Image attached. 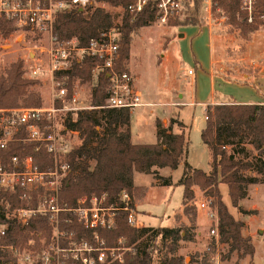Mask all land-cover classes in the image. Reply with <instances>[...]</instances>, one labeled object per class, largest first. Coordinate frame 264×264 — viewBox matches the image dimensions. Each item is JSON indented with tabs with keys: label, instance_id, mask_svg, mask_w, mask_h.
Listing matches in <instances>:
<instances>
[{
	"label": "trees",
	"instance_id": "obj_1",
	"mask_svg": "<svg viewBox=\"0 0 264 264\" xmlns=\"http://www.w3.org/2000/svg\"><path fill=\"white\" fill-rule=\"evenodd\" d=\"M242 0H218L228 17V24L240 30V36L248 40L250 36L264 27V0H256L252 20L249 21L247 11L241 7ZM98 4L106 3L112 7H123L125 13L122 23L116 25L112 13L102 5H89L84 10L80 8L66 9L59 13L56 31L62 38L77 37L81 44H86L91 38H99L109 28H119L120 58L116 68L125 70V61L130 56L131 43L134 34L140 28L155 23L158 13V0H149L143 11L134 15L126 7L131 0H94ZM188 5L195 6L193 15L184 19H170L174 26L202 25L199 6L201 0H187ZM18 28L10 19L0 16V35L8 38ZM231 31V30H230ZM99 63L94 57H86L76 61L72 79L91 83L90 99L94 105H102L108 96V78L105 73L99 74L97 82H93L92 69ZM23 61L12 63L4 74H0V109L19 106H40V97L30 91V86L36 80L24 76ZM207 123L202 130V140L212 151L211 170L205 171L192 166L184 157L188 155L189 139L185 135V125L178 120L171 119L168 126L162 120H156L157 142L134 143L131 131V112L128 109L103 108L99 110L81 111L67 125L79 132L80 143L77 144L69 156L73 173L69 175L61 188V203L75 205L84 195H108V203L113 202L121 191L126 190L132 196L139 189L134 184L136 171L153 174L157 181L164 185H171L170 176L161 175L159 168H178L184 162V170L177 184L183 185V208L185 214L193 212L190 201L195 199V186H198L212 198L211 203L218 207L219 240L229 243L230 252L243 251V254L254 256L255 245L250 236H244L242 229L244 222L236 219L228 210L221 195L220 184L228 185L232 205L240 207V200L248 196V185L264 182V103H221L207 108ZM1 115V113H0ZM180 126V132H173V125ZM245 139L253 151L255 161L240 159L237 154L247 153ZM239 145L240 147H235ZM228 146L232 150L227 149ZM35 144L25 141L11 142L7 149L0 148V160L8 159L12 155L33 154L41 169L51 166V159L45 151L36 153ZM243 169H255L257 174H244ZM8 203V208L0 210V225H5L7 234L3 237L4 244L20 245L28 248H41V239L46 244L51 242L52 226L47 217L31 218L29 225L21 226L11 214L19 206H27L25 200L19 198L18 193L0 191V201ZM244 214H253L256 209H242ZM71 216L62 213V219ZM63 229L74 232L71 238H64L62 246L71 242L88 240L94 244L96 230L87 229L81 223L61 222ZM100 237L106 239L108 246H115L118 239L124 238L126 249L123 257L113 258L108 254L104 262L98 260V253L94 252L93 264H154V248L164 249L160 264H183L184 257L175 254L179 248V241L188 237L183 234L181 227H134L131 226L126 213L119 212L116 226L111 229H98ZM148 234V235H147ZM147 235L146 239H143ZM160 237L161 247L154 244ZM33 241V244L30 242ZM30 243V244H29ZM8 254L0 248V264L9 263ZM68 264H84L80 260L71 259ZM206 263V261H204ZM16 264V263H13ZM88 264V263H87Z\"/></svg>",
	"mask_w": 264,
	"mask_h": 264
},
{
	"label": "built area",
	"instance_id": "obj_2",
	"mask_svg": "<svg viewBox=\"0 0 264 264\" xmlns=\"http://www.w3.org/2000/svg\"><path fill=\"white\" fill-rule=\"evenodd\" d=\"M148 1L131 0L126 9L136 15L143 11ZM93 2L94 0H0V16L12 20L23 31L48 35L46 60L34 65L30 72L34 77L48 76L51 80L49 103L42 106L0 109V148L7 149L14 141L32 142L35 144L36 153L43 150L51 159V166L46 169L40 168L33 154H15L6 161L0 160V191L18 193L19 198L28 203L27 206H19L12 211L11 214L17 222L21 226H27L31 218L43 216L53 226L52 245L57 248L53 255L50 251L44 252L45 264H54L56 257L60 255H72L75 260L84 264H93L94 252L98 253L100 262L106 260L108 253L113 258L121 259L116 250L132 249L120 245L125 239H118L115 246H107L97 230L114 228L120 211L126 213L131 226H140L133 196L126 190L121 191L111 203H108L106 193L81 196L75 205L62 204L60 200L63 183L74 171L69 156L77 145L76 139H80L79 132L68 127V121L86 110L115 108L128 109L132 113L138 107L149 105L142 100V92L136 86L134 75L126 64L125 70L116 68V62L121 55L118 27L109 28L101 37H93L86 44H81L75 36L62 38L58 35L56 22L59 13L74 8L84 10ZM247 6L252 9L253 0H248ZM181 9L183 0H158L156 20L167 23L170 16L179 15ZM86 57L99 60L92 69L94 84L101 73H105L108 78V96L102 105H94L90 95L83 94L80 78H71L76 61ZM192 72L189 70V73ZM201 207L206 208V203L202 202ZM62 213L71 214L63 219L65 223L76 220L85 228L96 230V242L92 244L83 240L62 246V238H71L74 235V232L69 233L62 228ZM208 214L214 220L211 233L219 242L218 212L210 210ZM6 234L5 225H0V240ZM0 248L17 250L19 247L2 244ZM207 250L213 264H218L217 257L212 255V248L209 246ZM25 256L30 259L31 253H26Z\"/></svg>",
	"mask_w": 264,
	"mask_h": 264
},
{
	"label": "rangeland",
	"instance_id": "obj_3",
	"mask_svg": "<svg viewBox=\"0 0 264 264\" xmlns=\"http://www.w3.org/2000/svg\"><path fill=\"white\" fill-rule=\"evenodd\" d=\"M247 1L248 0H242L241 7L243 10L247 11L249 21H251L252 13L255 10L256 0H253L252 9L248 8ZM98 5H102L112 13L116 25L122 23L125 13V9L123 7H112L106 3L98 4L93 2L94 7ZM194 12L195 6L188 5L187 0H183V9H181V13L179 15L176 14L177 16H170L167 23H162L159 20H156L155 23L148 25L152 26L149 27L150 29L144 26L139 29L137 34H134L136 39L134 42V49L132 51V57H134V60L132 58L131 68L137 70V72L141 74L140 78L137 79V87L142 92L143 101L149 100L153 96H167L170 84L168 83V77H164V79L160 77V72L163 69V65L160 63L162 57L160 42L162 44L167 43V40L172 34H175L174 36L177 37L176 41L178 42L182 51L186 54L184 62L179 65L175 63L176 68H178L180 85L185 89L193 90V92L197 91L199 98L204 96L210 89V76L208 71L202 70L200 65L196 63L192 56L193 52H197L198 50L200 51V47L203 48L204 53H208V48L205 45V39L207 40V36H201L200 39H202L203 42H201L202 46H199V43L197 42L198 38L192 39L191 36L179 38L176 33H171L174 30L179 31L178 27H180L171 25L169 22L171 18L184 19L193 15L192 13ZM199 12L201 18L200 20H205V23L212 25L213 32L216 35H219V37L225 38V41L228 43L227 45L230 46L228 49L230 59H236L233 61H238L237 59H239V57L246 52V44L252 39V35L248 40H246L240 36V30L234 29L228 24L226 12L222 7L218 6V0H201ZM137 36H145L146 39L145 41H142V39L138 38ZM48 44V35H43L32 31H23L22 29H18L8 38H4L0 35V74H4V72L11 67L12 63L22 60L24 63L23 69L25 70L24 76L36 80V83L30 86L29 89L31 92L37 93V95L40 97V106L49 103L51 94V80L48 78V76H32L30 69L34 67V65L39 64L41 60H46L45 49L47 48ZM199 53L201 54V51ZM128 60L129 58L125 61L126 66ZM231 63L232 62H230V64ZM133 66H135V68H133ZM230 67L233 69L230 71L234 73L237 72V76H239L238 69L234 70L235 66L233 64H231ZM189 69L195 72V74H189ZM245 71L254 74L255 70L253 69V64L252 66L244 68L243 72ZM229 79L232 78L229 77ZM191 82L193 83V87L190 85ZM91 85L92 84L89 82H80L82 92L85 96L90 95L89 93ZM237 87L238 86L233 84L226 85L220 81H218L216 85L218 90H223L229 94H243L241 91H244V89L240 88V91ZM174 96V100H178V92H175ZM160 102L162 101L159 100L158 103L152 102L149 104L150 106L147 105L148 109L146 113V119L144 118V120L141 121V124H143L144 127H147L146 129L144 128L146 135L144 137L141 135V133L140 136L134 135L136 140L146 141L152 138L150 117H153L154 113H152L151 110L154 109L156 105H163V103ZM180 110L181 116L184 118V122L188 125L187 133L189 137L190 148L189 162L196 167L208 170L211 167L210 163L212 162V151L210 147L203 142L201 136L202 130L207 123L205 114L207 116L208 113L205 111V107L199 104L182 106L180 107ZM136 113L137 111H135L133 115L135 127L134 131L137 130L138 124H136L135 119V117H137ZM146 123H149L150 125L146 126ZM166 123L169 124L170 121L168 120ZM153 138H155V135H153ZM76 141L77 144H79L81 140L76 139ZM246 141L247 139H245L244 145L247 147V149H250L249 154L238 153L237 157L244 160L253 159L255 161L254 155L256 154V151H253L250 148L251 146L247 144ZM235 147L240 146L236 145ZM227 149L231 151L232 147L228 146ZM183 170L184 162H182L176 169H172L170 167L161 169V175L170 176L172 178L171 185H164L162 180L157 181V178L153 174L136 172L135 184L139 189L133 195V199L137 209V219L139 225L141 227H181L183 229L184 235H186L187 232L188 237L182 238L179 241V248L175 253L184 257L183 264H213L211 261V255L207 250L209 246L212 248V255L217 257L216 261H218V264H257L256 262L264 264V185L252 186L250 189V194L246 198L240 200V207H235L231 202L228 185L225 183L220 184L222 199L227 205L228 210L234 215L236 219L243 221L245 224L242 229L243 235L250 236L252 243L254 244V241L256 243L255 262L253 256L243 254V251L235 250L230 252L229 243L221 242L220 240L217 242V238L211 233V229L214 226V220L210 218L208 212L210 210L218 212V207L216 204L214 205L211 203L212 198L198 186H195V199L190 201V205H193L194 207L193 212L190 214L184 213V187L183 185L177 184L182 176ZM242 172L247 175L257 174L255 169H243ZM202 202L206 203V208L201 207ZM249 207L250 209H256L257 211L253 214H244L240 210V208L248 209ZM3 208L7 209L8 203L4 200H1L0 210H3ZM62 221L64 220L62 219ZM147 235L144 236L143 239H146ZM53 236L54 234L50 240L52 242L48 244H46V239L42 238L41 248H28L15 245L19 247L17 250L4 248H1V250L3 253L8 254V258L10 259L9 263L12 264H45V260L43 259L44 252L50 251L53 255L55 254L57 248L52 245L54 242ZM125 241L126 240H123L120 245L125 246ZM30 243L33 244V241ZM153 243L161 247V238L157 237ZM2 244H4L3 239L0 240V245L2 246ZM106 245L108 246L107 242ZM116 251L121 257H123L127 250L118 249ZM26 253H31L30 259L25 256ZM164 253V249L159 250L158 248H154V264L161 263L160 258ZM71 259H74L72 255H60L59 257H56L54 264H68V261ZM63 260L65 262H63ZM204 261H206V263H204Z\"/></svg>",
	"mask_w": 264,
	"mask_h": 264
},
{
	"label": "crops",
	"instance_id": "obj_4",
	"mask_svg": "<svg viewBox=\"0 0 264 264\" xmlns=\"http://www.w3.org/2000/svg\"><path fill=\"white\" fill-rule=\"evenodd\" d=\"M147 28L152 26H146ZM146 28V29H147ZM179 31L174 30L171 33H176L179 38H185L188 36H191L192 39H197V42L199 43V46L201 45V42H203L201 36L206 35L207 40L205 39V45L208 48V53H204L203 48L200 47V51L193 52V58L195 59L196 63L200 65L202 70L208 71V74L210 76V89L208 92L201 96L200 98L197 95V91L188 90L185 89L180 85L179 80V74H178V68H176V64L178 65L184 62V59L186 57V54L182 51L180 48L178 42L176 41V38L172 34L170 38L167 40V43H161L160 42V50L162 51L161 60L160 63L163 65V69L160 72V77L164 79V77H168V83L170 84L169 91L167 93V96L165 97H158L153 96L149 100H144L145 103H152L157 102L161 100L163 105H156L154 109H152L153 117H150V124L146 123V126L150 125L152 138L150 140H136L134 138V135L144 137L146 135L145 129L147 127H144L143 124H141V121L146 119V113H147V105L141 106L136 108L132 114H131V131H132V141L134 143H154L157 142V126H156V120L160 119L163 121V124L165 126H168V123L166 121H170L171 119L181 121L185 127V135L188 137V125L184 122L183 116H181V110L180 107L186 106V105H194L199 104L203 105L205 107V111H207L208 106H214L216 104L221 103H244V104H253V103H264V29L258 30L252 34V39L249 40L246 44V52L242 54L238 61H233L236 59H230L228 49L230 48L228 43L225 41L224 37H219V35H216L213 32V27L210 24H202V25H186V26H180L178 27ZM150 29V28H149ZM183 30V31H182ZM153 33V32H152ZM146 36V35H145ZM145 36H137L138 38L142 39V41H145ZM134 40L131 44L130 49V57L127 63V67L129 71L134 75L135 84L137 86V79L140 78V73L137 72V70L132 69L131 62L132 58L134 60V57H132V51L134 49ZM140 42V41H139ZM141 46V45H140ZM206 48V49H207ZM164 50V51H163ZM137 59V58H136ZM230 62L235 66V69H238V75L237 72L234 73L230 70H233L230 67ZM237 64V65H236ZM254 74L250 72H243L244 68H247L248 66H252ZM135 68V66H133ZM191 70V69H189ZM227 73V74H225ZM191 75H194L195 72L189 73ZM226 77V78H225ZM228 77V78H227ZM231 77L232 79H229ZM223 82L226 85L233 84L238 86L237 88H243L244 91L243 94H229L223 90H218L216 88L217 82ZM196 82V81H194ZM191 87H193V83L191 82ZM193 89V88H192ZM175 92H178V100H174L175 98ZM150 106V105H148ZM154 106V105H153ZM158 106H167V107H158ZM137 111L135 119L137 124V130L134 131V113ZM205 119L206 114H205ZM149 122V121H146ZM145 128V129H144ZM173 132L177 133L181 131L180 126L178 124L173 125ZM153 135H155V138H153ZM190 150V148H189ZM189 150L188 155L184 157V160L189 161ZM183 162V161H182ZM181 162V163H182ZM180 163V164H181ZM190 163V162H189ZM191 164V163H190ZM211 164V163H210ZM192 165V164H191ZM196 167L195 165H192ZM165 168V167H164ZM199 168V167H197ZM161 169L159 168V172L161 174ZM202 169V168H201ZM205 170V169H203ZM211 167L208 170L210 171ZM138 172V171H136ZM134 173V184H135V174ZM136 185V184H135ZM261 186L264 185V182H258L254 184L248 185V195L250 194V189L252 186ZM250 209V207L248 208ZM252 234V233H250ZM255 245V254L253 256L254 261L255 255H256V243L254 241ZM257 264H260L256 262Z\"/></svg>",
	"mask_w": 264,
	"mask_h": 264
}]
</instances>
